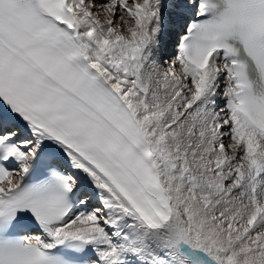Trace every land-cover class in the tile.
I'll use <instances>...</instances> for the list:
<instances>
[{
	"label": "snow or ice",
	"instance_id": "1",
	"mask_svg": "<svg viewBox=\"0 0 264 264\" xmlns=\"http://www.w3.org/2000/svg\"><path fill=\"white\" fill-rule=\"evenodd\" d=\"M0 264H264V0H0Z\"/></svg>",
	"mask_w": 264,
	"mask_h": 264
}]
</instances>
